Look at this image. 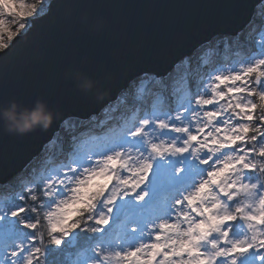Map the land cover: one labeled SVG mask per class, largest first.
Returning <instances> with one entry per match:
<instances>
[{
	"label": "snow or ice",
	"instance_id": "1",
	"mask_svg": "<svg viewBox=\"0 0 264 264\" xmlns=\"http://www.w3.org/2000/svg\"><path fill=\"white\" fill-rule=\"evenodd\" d=\"M52 3L0 0V67ZM230 39L164 71L131 67L101 113L66 117L0 198V264H57L79 241L72 264H264V28L210 64Z\"/></svg>",
	"mask_w": 264,
	"mask_h": 264
},
{
	"label": "water",
	"instance_id": "2",
	"mask_svg": "<svg viewBox=\"0 0 264 264\" xmlns=\"http://www.w3.org/2000/svg\"><path fill=\"white\" fill-rule=\"evenodd\" d=\"M261 1L53 0L50 20L0 67V109L40 101L54 120L20 135L0 119V182L35 157L66 117L87 118L115 100L127 69L170 68L201 41L242 29Z\"/></svg>",
	"mask_w": 264,
	"mask_h": 264
},
{
	"label": "clouds",
	"instance_id": "3",
	"mask_svg": "<svg viewBox=\"0 0 264 264\" xmlns=\"http://www.w3.org/2000/svg\"><path fill=\"white\" fill-rule=\"evenodd\" d=\"M82 87L86 91H90L92 89L91 81H85ZM0 119L3 120L10 133L24 135L36 129L46 130L53 122L54 115L40 101L32 109H21L17 103L12 102L7 107L0 109Z\"/></svg>",
	"mask_w": 264,
	"mask_h": 264
},
{
	"label": "rangeland",
	"instance_id": "4",
	"mask_svg": "<svg viewBox=\"0 0 264 264\" xmlns=\"http://www.w3.org/2000/svg\"><path fill=\"white\" fill-rule=\"evenodd\" d=\"M257 10L258 9H256L255 10V12H254V18H253V20H252V23L250 24H248V25H246V26H244L240 31L238 30L236 33H241L239 36H238V43H240L242 46H243V49L245 50L250 44H252L253 42H254V40H255V36H256V32L257 31H260L261 30V28H260V24L259 25H257V27L255 28V29H249L252 25H254V22H256V21H260V19H261V15H260V12H259V14L257 15L256 14V12H257ZM249 27V28H248ZM254 27V26H253ZM246 29H249V30H247V31H245ZM230 30L231 29H227L225 32H221V33H217L216 35H214V36H212L211 38H213V37H216V38H219L220 36H229V34H231V32H230ZM233 33V32H232ZM236 33L235 34H233V35H230L229 37L230 38H233V37H235V35H236ZM225 34V35H224ZM233 58H229V59H227L225 62H228V61H231ZM109 113V115H110V112H108ZM108 115V116H109ZM111 117H113V115H110ZM116 116V115H115ZM109 118V117H108ZM108 121H105V124L107 123ZM61 131H62V129H61ZM52 145L53 144H48V148H52ZM45 151H46V149L44 150V153H43V155L42 156H40L39 158H38V160L37 161H35L34 163H32V165H35V166H40V165H37V164H41V161L42 160H44L47 156H48V154L47 153H45ZM40 152H41V150H40ZM39 152V153H40ZM38 154V153H37ZM37 154H36V156H37ZM30 166V165H29ZM30 167H32V166H30ZM21 180H19V182H20ZM6 182H8V180H6L4 183H3V185L5 184V186H6ZM17 183H18V181H17ZM0 185H1V183H0ZM11 185H13V183L11 184ZM6 188H7V186H6ZM11 192V190H9V189H7V191H6V193H5V195L4 196H7L9 193ZM4 196H1L0 198H3ZM81 242H83V241H81ZM82 248V247H81ZM81 248H79L77 251H74V250H71L72 249V247H65V248H63V249H61V250H59V254H58V259H57V264H72V262L74 261V260H76L78 257H77V253L80 251V249ZM70 251V252H69ZM66 252H69L67 255H66ZM68 259V260H67ZM81 259H82V257H81Z\"/></svg>",
	"mask_w": 264,
	"mask_h": 264
},
{
	"label": "bare ground",
	"instance_id": "5",
	"mask_svg": "<svg viewBox=\"0 0 264 264\" xmlns=\"http://www.w3.org/2000/svg\"><path fill=\"white\" fill-rule=\"evenodd\" d=\"M258 9V8H257ZM230 36V35H229ZM166 55L169 57V56H171L172 55V53L171 54H169V53H166ZM184 69V67L182 66V67H178L177 68V74H179L180 72H182V70ZM122 108V107H121ZM110 112V115H116L117 113H115V112H113V111H109ZM108 113V112H107ZM104 116L105 117H108V115H106V113L104 114ZM105 121H108L107 119L105 120ZM108 123V122H107ZM107 123H106V125H107ZM61 130V129H60ZM40 152V151H39ZM38 159H36L35 161H37ZM34 160H32V163H34L35 162ZM38 165V164H37ZM30 166H32V165H30ZM5 185V184H4Z\"/></svg>",
	"mask_w": 264,
	"mask_h": 264
},
{
	"label": "trees",
	"instance_id": "6",
	"mask_svg": "<svg viewBox=\"0 0 264 264\" xmlns=\"http://www.w3.org/2000/svg\"><path fill=\"white\" fill-rule=\"evenodd\" d=\"M263 8V7H262ZM263 16H264V14H263ZM263 22H264V20H263ZM262 28H264V24H262ZM1 187V186H0ZM2 189L0 188V191H1Z\"/></svg>",
	"mask_w": 264,
	"mask_h": 264
}]
</instances>
